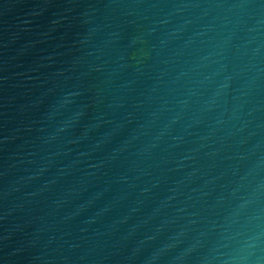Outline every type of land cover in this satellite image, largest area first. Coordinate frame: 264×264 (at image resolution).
Wrapping results in <instances>:
<instances>
[{
	"label": "water",
	"instance_id": "obj_1",
	"mask_svg": "<svg viewBox=\"0 0 264 264\" xmlns=\"http://www.w3.org/2000/svg\"><path fill=\"white\" fill-rule=\"evenodd\" d=\"M0 264H264V0H0Z\"/></svg>",
	"mask_w": 264,
	"mask_h": 264
}]
</instances>
